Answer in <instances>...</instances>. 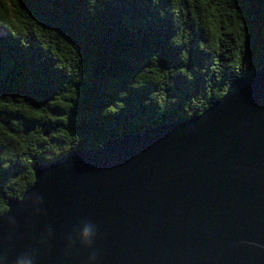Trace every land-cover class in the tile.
I'll use <instances>...</instances> for the list:
<instances>
[{"label": "trees", "instance_id": "trees-1", "mask_svg": "<svg viewBox=\"0 0 264 264\" xmlns=\"http://www.w3.org/2000/svg\"><path fill=\"white\" fill-rule=\"evenodd\" d=\"M255 3L0 0V201L40 164L199 115L260 69Z\"/></svg>", "mask_w": 264, "mask_h": 264}, {"label": "water", "instance_id": "water-1", "mask_svg": "<svg viewBox=\"0 0 264 264\" xmlns=\"http://www.w3.org/2000/svg\"><path fill=\"white\" fill-rule=\"evenodd\" d=\"M264 264V65L201 114L40 164L0 215V256L87 264Z\"/></svg>", "mask_w": 264, "mask_h": 264}, {"label": "clouds", "instance_id": "clouds-1", "mask_svg": "<svg viewBox=\"0 0 264 264\" xmlns=\"http://www.w3.org/2000/svg\"><path fill=\"white\" fill-rule=\"evenodd\" d=\"M7 211V206L0 201V213ZM97 237L96 227L90 223H85L78 231L77 238L80 244L89 249V255L87 257V264H96L97 254L93 249L94 241ZM0 264H5V258L0 256ZM15 264H35L33 257L30 254H24L18 256L15 260Z\"/></svg>", "mask_w": 264, "mask_h": 264}, {"label": "rangeland", "instance_id": "rangeland-1", "mask_svg": "<svg viewBox=\"0 0 264 264\" xmlns=\"http://www.w3.org/2000/svg\"><path fill=\"white\" fill-rule=\"evenodd\" d=\"M254 29L257 33V46L264 51V0H256Z\"/></svg>", "mask_w": 264, "mask_h": 264}]
</instances>
